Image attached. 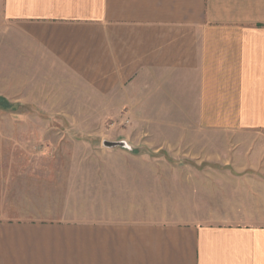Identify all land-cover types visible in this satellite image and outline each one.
<instances>
[{"label":"crops","instance_id":"obj_1","mask_svg":"<svg viewBox=\"0 0 264 264\" xmlns=\"http://www.w3.org/2000/svg\"><path fill=\"white\" fill-rule=\"evenodd\" d=\"M91 99L131 117L137 147L231 138L242 201L205 204L216 219H80L64 167L79 160L26 153L61 148L57 125L12 116ZM0 102V264H264V0H0Z\"/></svg>","mask_w":264,"mask_h":264},{"label":"rangeland","instance_id":"obj_2","mask_svg":"<svg viewBox=\"0 0 264 264\" xmlns=\"http://www.w3.org/2000/svg\"><path fill=\"white\" fill-rule=\"evenodd\" d=\"M87 101H90L89 104L85 103L84 106L91 108L81 110L85 113L81 115L12 116L17 123L31 119L35 123L57 125L55 134L59 135L58 138L63 137L61 148L51 149L47 146L51 145L49 143H34L27 148L26 153L52 156L59 151L65 157L73 156L79 160L77 164H64V167L67 170L74 168L72 172L65 170V175H69V179L65 180V191L80 219L103 216L105 207L122 209L111 211L109 216L113 213L120 215L122 211L128 218L216 219L218 214L225 213L207 211L205 204L216 198L220 204L227 206L233 199L236 204L242 201L241 195L236 192L237 186H234L237 170L225 163L231 160L229 153L235 149L232 148L231 138L227 141L228 148L224 137L221 148H215L212 144L210 148L201 147L203 142L200 148H164L160 152L155 147H137L133 142L134 132L130 131L133 127L131 117L106 115L102 99ZM6 104L4 102L2 105L6 107ZM121 140L127 141L136 152L103 146L104 141ZM216 151L222 157L218 163L211 162L210 155ZM199 156L204 162L198 160ZM261 167H264V163ZM259 171H255L253 176L263 184L264 176ZM186 194H191L190 202L180 205L182 202L177 195L182 198ZM91 207H94L93 212Z\"/></svg>","mask_w":264,"mask_h":264},{"label":"water","instance_id":"obj_3","mask_svg":"<svg viewBox=\"0 0 264 264\" xmlns=\"http://www.w3.org/2000/svg\"><path fill=\"white\" fill-rule=\"evenodd\" d=\"M103 146L105 148H108V149L121 148V149H124V150L133 151L132 147L125 140H121V141H118V142L104 141L103 142ZM133 152H135V150Z\"/></svg>","mask_w":264,"mask_h":264},{"label":"trees","instance_id":"obj_4","mask_svg":"<svg viewBox=\"0 0 264 264\" xmlns=\"http://www.w3.org/2000/svg\"><path fill=\"white\" fill-rule=\"evenodd\" d=\"M135 152H136V150H135Z\"/></svg>","mask_w":264,"mask_h":264}]
</instances>
